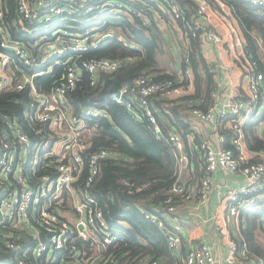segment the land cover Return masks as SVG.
Masks as SVG:
<instances>
[{
  "label": "trees",
  "instance_id": "16d2710c",
  "mask_svg": "<svg viewBox=\"0 0 264 264\" xmlns=\"http://www.w3.org/2000/svg\"><path fill=\"white\" fill-rule=\"evenodd\" d=\"M109 1L119 2L122 7L99 13L100 7ZM223 1L232 8L239 22L246 40V56L257 63V69L264 72V7L251 5L244 0ZM5 2L8 6L5 21L8 36L16 42H22L35 56L44 54L41 47L55 40L56 35L53 33L59 27L69 31L72 38L99 37L111 33L112 36L104 38L96 49L80 56L56 54L39 68L27 67L18 60L17 64L27 75L41 72L37 77V89L50 93L56 83L66 75L69 60L71 64H77L78 68L81 61L91 57L122 61L116 72L100 73L94 86L91 75L79 69V81L74 91L65 97L67 107L77 115L88 107H97L107 114L97 121H87L93 134L88 138L89 147L83 154L85 165L74 187L81 194L88 192L93 196L96 207L102 211L108 224V232H113L115 236L113 243L100 251V258L106 264H142L148 257L163 264H178L168 248L163 231L146 219L145 212L169 219L174 213L168 211L165 202L173 197L174 206L178 208L183 204L180 197L171 193L173 186L180 180L177 159L168 138L173 132H177L186 142L188 134L194 132L189 111L198 108L206 112L215 104L213 93L218 91L215 72L204 57L201 40L191 34L195 2L89 0L90 6L95 7L92 13L77 8L78 11L67 17L65 22L59 21L60 25H52L45 19L40 23L22 22L17 15L16 1ZM75 2L77 4L79 0ZM171 3L180 8V18L175 19L165 12ZM139 13L148 19L149 24L143 23ZM171 18L183 33L184 45L179 42L181 37L178 40L183 50L179 57H175L168 41L172 29L175 30L171 26ZM162 23L171 27L163 29ZM46 25H51L49 30ZM166 54L175 60L172 72L163 67L165 59L162 57ZM177 60L180 62L179 71L176 67ZM189 71L193 75V94L184 96L173 107L164 106L162 101L155 102L161 110L158 118L161 134L156 133L146 118L138 119L135 112L127 111L118 102L117 93L121 87L141 75L151 76L158 81L177 80L179 85L188 88ZM31 92V85L19 91L0 84V113L16 118L29 132L34 143L54 142L57 134L49 126L46 127L44 139L36 133L37 124L26 118V106L32 103ZM263 118L264 113L262 116L256 114L244 126L249 150L259 153H264V139L259 137L257 125ZM226 124L228 121L220 125V133L226 138L224 145L231 147L233 133L227 129ZM100 149H106L109 156L99 162V173L88 187L89 154ZM203 171L198 173L197 170V175L202 176ZM167 223L169 225L168 221ZM238 223L239 233L236 237L239 238L240 250L245 252V256H240V259L246 263L264 264V196L241 208ZM106 232L94 228L91 233L93 236L85 238L73 226L64 249L49 250L45 255L35 257L33 249L38 241L33 231L20 241V251H10L2 239L4 230L0 228V261L15 262L19 257L24 264H63L70 261L73 255L85 261L93 257V237L103 240Z\"/></svg>",
  "mask_w": 264,
  "mask_h": 264
},
{
  "label": "built area",
  "instance_id": "2783aa9c",
  "mask_svg": "<svg viewBox=\"0 0 264 264\" xmlns=\"http://www.w3.org/2000/svg\"><path fill=\"white\" fill-rule=\"evenodd\" d=\"M15 1L20 20L29 24L40 23L44 19L54 24L55 20L65 22L67 17L78 11L77 8L86 13L95 10V7L88 3L89 0H79L77 4L76 0ZM192 1L196 4L194 25L191 26L192 36L199 38L204 48L211 44L223 47L225 41L213 26L212 16L215 13L229 28L235 29L237 18L232 8L223 0ZM244 1L264 7V0ZM121 7L119 2L109 1L102 5L98 12L103 13L107 9ZM7 8L5 0H0V34H2L0 59H10L8 52L13 49V58L27 67L39 68L50 56L56 54L80 56L96 49L104 38L112 36L109 32L99 37L72 38L69 31L58 30L64 35V39L57 41L48 53L35 56L22 42H16L12 37L7 36L5 27ZM165 12L175 19L181 17L180 8L173 3ZM138 15L144 24H149L145 16L140 13ZM81 62L78 68L77 64H71L69 60L66 75L56 83L50 93L41 92L33 85L34 76H39L41 72L27 76L16 86V89L21 91L27 85H31L32 103L28 106L26 118L37 124L36 133L44 139L46 127L49 126L57 134L54 142L34 143L29 132L16 118L0 113V228L4 230L2 239L10 251L22 249L20 241L26 237H18L17 234L25 223L29 224L28 229L35 233L38 241L33 249L35 257H41L49 250L64 249L70 239L73 226L77 228L80 236L85 238L93 236L91 233L94 228L107 231L103 240L93 237L95 246L100 251L115 240L113 232H108V224L102 211L96 207L95 199L88 192L79 193L82 197L75 199L73 208L78 219L74 225L53 209L55 201H58L64 193L69 196L77 193L74 184L78 181L85 165L83 154L89 147V137L84 136L88 128L87 121L93 119L97 121L107 115L104 110L97 107L85 108L80 115H77L69 110L65 97L74 91L79 81V69L91 75L94 86L100 73H114L122 63L121 60L95 57ZM243 78L244 82L240 86L225 87L222 91L213 93L215 104L210 110L204 112L195 108L190 111L198 119L208 124H216L218 127L228 121L227 129L233 133L230 140L231 147L224 145L226 138L222 134L219 136L218 146L212 145L208 140L196 141L194 133L187 136L191 137L192 147L199 151L204 164L203 175L196 187V196L201 202L207 201L212 192L215 172L242 175L243 183L227 188L229 200L227 210L236 223L243 206L251 205L264 196V153L249 150L244 132V126L251 117L256 114L262 116L264 113V72L257 69L255 61L249 59L244 68ZM187 90L188 88L179 85L177 80L158 81L151 76L141 75L122 86L117 99L127 111L135 112L138 119L146 118L156 133L161 134L162 129L158 119L161 110L155 102L162 101L164 106L173 107L186 95ZM257 130L259 137L264 139V118L257 125ZM168 140L174 150L178 167H189L190 159L185 152V140L176 132H173ZM108 156L109 152L106 149L89 154L88 187L99 173V162ZM137 190L139 191L140 188ZM171 193L180 197L181 203L192 198L187 184L181 181L173 186ZM173 201V197H170L165 202L170 213H174L177 209ZM145 217L163 231L171 252L181 253L183 239L170 228L167 219L151 212H145ZM40 233L45 235V241H41ZM240 256L244 257L245 252L240 250L239 238L230 236L228 256L225 260L216 257L212 248L203 243L188 249L182 264H224L225 262L236 264ZM0 264H24V261L18 257L15 262L1 260ZM63 264H106V261L96 257L84 261L73 255L70 261ZM142 264L163 263L148 257ZM249 264L255 263L249 262Z\"/></svg>",
  "mask_w": 264,
  "mask_h": 264
},
{
  "label": "crops",
  "instance_id": "0c3cea01",
  "mask_svg": "<svg viewBox=\"0 0 264 264\" xmlns=\"http://www.w3.org/2000/svg\"><path fill=\"white\" fill-rule=\"evenodd\" d=\"M212 20L213 26L221 36H223L225 43L221 48L213 44L207 45L204 48L203 53L207 63L213 72H215L214 78L217 84V89L222 91L225 87L240 86L241 83L244 82L243 72L249 59L244 51L246 40L240 29L238 20L235 21V29L229 28L215 13H213ZM52 25L54 24L52 23ZM171 26H173L172 23ZM46 27H48V25H46ZM168 27L169 25L166 23L161 24V28L163 29H167ZM174 29V32H181V34H183L177 26L174 27ZM59 32L60 31H55L53 34L56 35ZM0 36H2V34H0ZM171 36L172 35L168 37L169 44L172 46L176 57H179L183 50L179 43L173 44L174 42L173 39H171ZM181 39L184 41L182 35ZM56 42L57 41H54L51 45L41 47L42 52L48 53L51 48L53 49L56 45ZM8 54L10 55V59H0V84L3 87H13L16 89V86L19 83H22L23 80L30 75H27L22 68H19L17 64L18 61L13 58V52L11 50ZM48 70L51 71L52 68H48ZM188 78L190 85L185 96L193 94L194 92L193 75L190 71ZM190 111L189 114L192 115L194 127L193 133L196 135V141L202 139L208 140L212 145L218 146L219 136L221 134L219 133L220 127L216 124L205 123L194 116ZM87 131H89V133L87 132L88 135L84 132V136L90 138L93 131L89 128H87ZM191 141V137H187L185 152L190 159L189 167H180L178 169V178L182 183L187 184L188 189L192 194V198L181 204L176 212H174L173 217L171 216L167 219L169 225H171L170 227H172V229L183 239V249L181 253H173V256L178 264H182L183 257L188 249L204 243L212 248L216 257L225 260L228 256L229 237L237 236L239 233V223H236L227 210L229 206L227 188L243 183L244 179L241 174H231L222 171L215 172L213 174L212 192L207 201L201 202L196 196V187L201 178V176L197 175V170H199L198 173H201L202 170H204V164L200 158L199 151L192 147L193 144ZM76 192L75 195H70L72 197H70L69 194L64 193L58 201H55V206L53 207L62 218L66 219L73 225L76 224L78 219L74 209L67 210L69 211L68 213H66L67 211L63 213V209H65L67 204L72 203L73 205L75 199L78 200L82 197L79 194V191L76 190ZM27 226H29V224L25 223V225L18 230V235L20 234L21 237H25L30 233L31 230L28 229ZM93 257L100 258V251L95 253L94 249ZM224 264L229 263L225 262ZM236 264L249 263L239 259V262Z\"/></svg>",
  "mask_w": 264,
  "mask_h": 264
},
{
  "label": "rangeland",
  "instance_id": "374dc122",
  "mask_svg": "<svg viewBox=\"0 0 264 264\" xmlns=\"http://www.w3.org/2000/svg\"><path fill=\"white\" fill-rule=\"evenodd\" d=\"M53 22H55V24H61L59 21H57V20H55V21H53ZM59 22V23H58ZM171 23H172V25L174 26V27H176L177 26V24H176V22L174 21V20H172V18H171ZM54 24V23H53ZM176 25V26H175ZM50 26L51 25H48V28H47V30H49V28H50ZM169 27H171V26H169ZM173 27V28H174ZM178 27V26H177ZM46 30V31H47ZM58 30H64V28H61V27H59L58 29H56V31H58ZM172 36H171V39H173V44H177L178 43V40L180 39V37H181V32H174V30L172 29V34H171ZM173 37V38H172ZM64 39V35L63 34H61V32H59L58 34H56V37H55V40L54 41H60V40H63ZM44 41V40H43ZM54 41H52V42H50V43H46V45H51ZM179 42H180V44H182V45H184V42L182 41V40H179ZM178 55H179V53H178ZM175 57H176V55H175ZM162 59H165L164 60V62H163V67H167L168 69H169V72H172V69L174 68V58H170L169 57V55L168 54H166L165 55V57H162ZM176 59V58H175ZM87 132L89 133V131H85V134L86 135H88L87 134ZM74 208H73V205H72V203H69V204H67V206L65 207V209H63V213L65 212V211H67V210H73ZM69 211H67L66 213H68ZM17 236L18 237H21V235L19 234H17ZM263 240H264V238H262ZM100 250H98V248H95V253L96 252H99ZM99 260H100V258H99Z\"/></svg>",
  "mask_w": 264,
  "mask_h": 264
},
{
  "label": "water",
  "instance_id": "95a60500",
  "mask_svg": "<svg viewBox=\"0 0 264 264\" xmlns=\"http://www.w3.org/2000/svg\"><path fill=\"white\" fill-rule=\"evenodd\" d=\"M12 50L13 49H11V51ZM176 67H177V70L179 71L180 70V62L179 61L176 62ZM37 77H38V75L34 76V78H33V84L35 87H37ZM119 95H120V93L118 92L117 96H119ZM39 237H40L41 241H45V235L43 233H40Z\"/></svg>",
  "mask_w": 264,
  "mask_h": 264
}]
</instances>
